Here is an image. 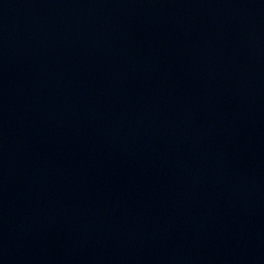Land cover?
I'll list each match as a JSON object with an SVG mask.
<instances>
[{"label": "water", "instance_id": "95a60500", "mask_svg": "<svg viewBox=\"0 0 264 264\" xmlns=\"http://www.w3.org/2000/svg\"><path fill=\"white\" fill-rule=\"evenodd\" d=\"M0 264H264V0H0Z\"/></svg>", "mask_w": 264, "mask_h": 264}]
</instances>
